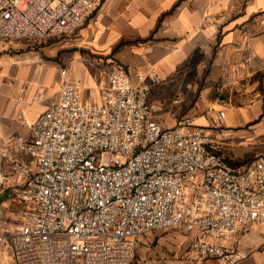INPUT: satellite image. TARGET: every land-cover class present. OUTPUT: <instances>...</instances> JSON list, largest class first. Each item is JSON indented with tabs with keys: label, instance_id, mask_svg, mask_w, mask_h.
Here are the masks:
<instances>
[{
	"label": "built area",
	"instance_id": "built-area-1",
	"mask_svg": "<svg viewBox=\"0 0 264 264\" xmlns=\"http://www.w3.org/2000/svg\"><path fill=\"white\" fill-rule=\"evenodd\" d=\"M98 1L0 0V39L74 34ZM160 81L115 67L87 102L80 83L66 80L30 136L0 147V257L131 264L140 237L180 229L199 258H245L216 240L264 228V155L234 167L216 150L221 139L192 117L161 127L149 99Z\"/></svg>",
	"mask_w": 264,
	"mask_h": 264
},
{
	"label": "crops",
	"instance_id": "crops-1",
	"mask_svg": "<svg viewBox=\"0 0 264 264\" xmlns=\"http://www.w3.org/2000/svg\"><path fill=\"white\" fill-rule=\"evenodd\" d=\"M79 37L83 47L64 55L0 39V147L30 136L66 80L79 82L90 102L120 67L132 77H160L150 101L164 102L168 111L155 117L161 127L175 126L177 114L192 117L221 139L216 150L234 167L264 155V0H101ZM170 86L176 96L158 92ZM184 86L199 90L192 103ZM222 129L229 131L225 139ZM216 242L246 254L237 264H264L262 226ZM188 255L193 259L166 264H220Z\"/></svg>",
	"mask_w": 264,
	"mask_h": 264
},
{
	"label": "rangeland",
	"instance_id": "rangeland-1",
	"mask_svg": "<svg viewBox=\"0 0 264 264\" xmlns=\"http://www.w3.org/2000/svg\"><path fill=\"white\" fill-rule=\"evenodd\" d=\"M101 1H98L97 6ZM95 11V10H94ZM89 13L86 17H90L93 12ZM84 20V23L86 21ZM82 24V26L84 25ZM81 26V27H82ZM80 30V29H79ZM79 30L71 35H59L53 37H44L37 39H27L21 38L17 40H22L29 43L30 46L35 48H40L44 51L56 50L59 54H65L66 52H71L72 49L83 47L79 46ZM86 51V50H85ZM82 50V53L85 52ZM109 74V73H108ZM108 79V78H107ZM184 85V84H183ZM161 94L174 93L176 96V91L172 86L166 88V90H159ZM182 92L189 96V101L192 103L199 90H190L185 86L182 88ZM152 92L150 94V100H152ZM159 103H156L157 107L154 112V117H164L167 114V109L164 107V102L157 100ZM183 114L174 115L176 121L178 122ZM177 124V123H176ZM175 124V125H176ZM167 128V127H165ZM189 238L185 235L180 229H164L158 231H151L146 235L140 237L136 243L134 250V258L131 264H158L160 261L161 264H166V262H177L183 260H192L193 257L189 256ZM0 264H16L14 260L9 258L0 257Z\"/></svg>",
	"mask_w": 264,
	"mask_h": 264
}]
</instances>
